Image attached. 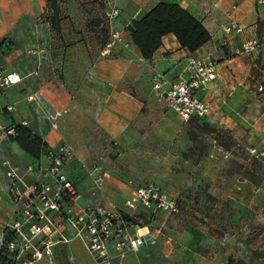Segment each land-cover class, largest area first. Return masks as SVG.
Wrapping results in <instances>:
<instances>
[{
	"label": "crops",
	"instance_id": "1",
	"mask_svg": "<svg viewBox=\"0 0 264 264\" xmlns=\"http://www.w3.org/2000/svg\"><path fill=\"white\" fill-rule=\"evenodd\" d=\"M159 3L178 4L204 24L211 41L198 53L220 45L225 38L227 13L233 12L244 27L243 34L231 37L230 48L217 51L219 77L207 95L212 110L205 122L216 130L214 137L227 133L238 144L257 151H249L250 158L264 160V91H259L264 85V5L259 0H116L112 7L121 14L113 29L123 33V42L106 55L105 43L86 27L74 32L66 31L61 24L58 32L51 23L36 22V17L45 12L42 0H0V66L22 77L21 83L9 88L4 101L16 109L0 113V125L26 122L25 127L51 150L71 145L74 157L66 164V171L71 175L77 168L76 172L82 173L78 176L75 172L71 178L82 191L85 203L123 206L133 188L155 180L185 206L191 201L201 206L215 196L209 189L218 177H223L221 186L225 191L232 193L237 186L252 195L246 199L223 195L237 207L233 219L239 225L250 212L247 204L259 206L264 180L242 176L236 184L230 161L233 156L222 146L220 152L195 151L190 155L193 144L189 133L196 130L159 101L152 88L154 73L168 78L186 76L188 52L170 34L163 38L154 57L145 60L126 31L133 20H141ZM252 38L261 43L257 51L240 57L232 55L233 47ZM105 140L113 143L112 149H107ZM110 151L117 156L111 163L107 158ZM5 160L22 168L36 162L11 137L0 138V238L13 213ZM95 168L106 175L98 196L92 193L89 176ZM160 233L150 232L154 240ZM192 238H198L199 244V237ZM157 240L128 253L123 260L115 258L112 264H170L169 256H177L178 249ZM198 248L190 245L179 250L189 249L194 254ZM53 252L52 260L35 264H99L77 238L55 245ZM238 254L242 257V252ZM176 260L181 264L180 258ZM243 260L245 264H264Z\"/></svg>",
	"mask_w": 264,
	"mask_h": 264
},
{
	"label": "built area",
	"instance_id": "2",
	"mask_svg": "<svg viewBox=\"0 0 264 264\" xmlns=\"http://www.w3.org/2000/svg\"><path fill=\"white\" fill-rule=\"evenodd\" d=\"M259 4L264 5V0H259ZM235 9L236 6L233 11ZM120 14V10L112 6L105 12L110 35L104 55L123 42V33L112 28ZM223 29L225 38L212 50L191 53L184 49L188 52L186 76L168 78L158 72L152 76V88L159 101H164L185 122L192 118L205 121L210 116L212 104L207 95L219 77L217 51L230 48L231 37L244 33V27L234 18L233 12L227 13ZM260 46L258 39H246L233 47L232 55H250ZM261 72L264 74V69ZM21 82L19 74L0 66V113L15 111V105L4 101L9 88ZM259 91H264L263 84ZM15 135V126L0 125V138ZM250 152L257 153L255 149ZM73 157L72 146L63 144L57 150L49 149L40 161L23 168L10 160L3 162L13 213L0 238V253L4 252L8 260L0 264H35L43 259L52 260L54 246L69 243L73 238L82 241L97 263L112 264L115 258L123 260L128 253L155 242L147 226L133 224L128 218L137 219L141 211L171 216L181 213L180 201L154 181L133 188L123 206L112 202H83L82 191L66 171V164ZM89 176L93 182V195H100L106 175L95 168ZM144 229L147 231L143 232Z\"/></svg>",
	"mask_w": 264,
	"mask_h": 264
},
{
	"label": "rangeland",
	"instance_id": "3",
	"mask_svg": "<svg viewBox=\"0 0 264 264\" xmlns=\"http://www.w3.org/2000/svg\"><path fill=\"white\" fill-rule=\"evenodd\" d=\"M115 1L58 0L60 10L59 15L55 16L48 0H42L45 12L36 17L35 21L52 24V20L56 17L60 25H64L66 31L75 32L79 27H86L105 43L109 39L110 28L104 13L109 7L115 5ZM47 11H49V15ZM196 133L198 138L196 142L191 141L193 150L191 149L190 155L195 151L201 154H205L209 150L219 151L218 148L222 146L224 150H227L233 156V160L230 161L234 166L235 183L241 182L242 176L254 179V181L264 180V160L250 158L247 154L250 149H247L246 145H243V143L238 144L235 139L233 140L230 135L224 132L219 133V137L198 130H196ZM104 143L107 149H112L113 143L107 140ZM110 153L111 151L107 158L108 162L111 163L117 156ZM76 170L77 168L74 169L73 173ZM76 174L78 176L82 175L81 172H76ZM224 179L218 177L215 180V185L209 189L211 193L215 192V196H211L212 199L205 204H201V206L199 204L195 205L194 201H191L192 203L189 206H185L180 202L182 211L177 216L162 213L152 214L153 216L147 215L144 225L148 227L150 232H161L159 239H156L157 242H166L167 247L179 251L177 256L174 254L169 256L170 264H178L177 257L180 258L181 264H229L231 261L232 264H235L237 261H244L243 259L247 262L256 260L264 263V192H261L262 198L259 200V206L255 203L252 205L247 204L250 212L240 220L238 225L233 219L237 207L230 202L232 200L227 201L223 195L227 193L241 199L250 198L252 195L248 190H239L237 186L233 188L232 193L225 191L221 186ZM257 211L260 218H257ZM194 235L199 237V244L196 243L198 238H192ZM190 245L199 247L198 252L193 254L189 249L179 250ZM238 251L242 252V257H239Z\"/></svg>",
	"mask_w": 264,
	"mask_h": 264
},
{
	"label": "trees",
	"instance_id": "4",
	"mask_svg": "<svg viewBox=\"0 0 264 264\" xmlns=\"http://www.w3.org/2000/svg\"><path fill=\"white\" fill-rule=\"evenodd\" d=\"M48 2L54 15L58 16L60 10L58 0H48ZM47 14H50L49 11H47ZM52 22L53 27L60 32L61 25L58 19L55 17ZM127 32L145 60H151L154 57L162 47L163 38L170 34L176 37L183 49L191 53L199 51L211 41V34L204 24L186 9L175 3H159L141 20H133L127 27ZM106 44L107 42H105L104 46ZM189 123L192 128L199 132L216 133V130L203 120L192 118ZM15 128L16 135L11 136L12 140L36 161L35 163L40 161L42 156L49 150L47 145L25 126L17 125ZM189 137L191 141L196 142L198 135L196 131L191 130ZM68 176L71 178L69 174ZM147 215H152V213L141 211L136 216L137 219L128 218V220L133 224L145 226L144 220ZM7 260V255L4 252L0 253V262L5 263ZM237 264H245V262L241 261Z\"/></svg>",
	"mask_w": 264,
	"mask_h": 264
},
{
	"label": "bare ground",
	"instance_id": "5",
	"mask_svg": "<svg viewBox=\"0 0 264 264\" xmlns=\"http://www.w3.org/2000/svg\"><path fill=\"white\" fill-rule=\"evenodd\" d=\"M146 231H147L146 229L143 230V232H146Z\"/></svg>",
	"mask_w": 264,
	"mask_h": 264
}]
</instances>
